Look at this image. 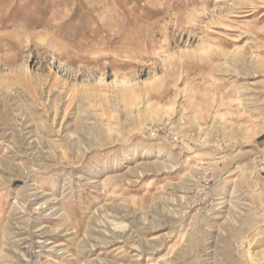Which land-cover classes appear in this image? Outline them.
I'll return each instance as SVG.
<instances>
[{
	"label": "rangeland",
	"instance_id": "obj_1",
	"mask_svg": "<svg viewBox=\"0 0 264 264\" xmlns=\"http://www.w3.org/2000/svg\"><path fill=\"white\" fill-rule=\"evenodd\" d=\"M0 264H264V0H0Z\"/></svg>",
	"mask_w": 264,
	"mask_h": 264
}]
</instances>
